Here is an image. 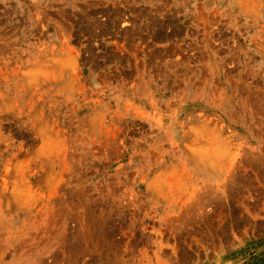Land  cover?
I'll list each match as a JSON object with an SVG mask.
<instances>
[{
	"label": "rangeland",
	"instance_id": "374dc122",
	"mask_svg": "<svg viewBox=\"0 0 264 264\" xmlns=\"http://www.w3.org/2000/svg\"><path fill=\"white\" fill-rule=\"evenodd\" d=\"M0 264H264V0H0Z\"/></svg>",
	"mask_w": 264,
	"mask_h": 264
}]
</instances>
